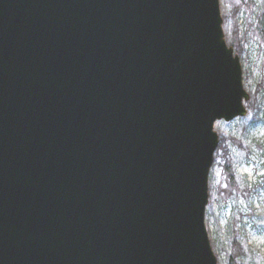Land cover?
I'll use <instances>...</instances> for the list:
<instances>
[{"label": "water", "instance_id": "95a60500", "mask_svg": "<svg viewBox=\"0 0 264 264\" xmlns=\"http://www.w3.org/2000/svg\"><path fill=\"white\" fill-rule=\"evenodd\" d=\"M220 0H0V264H218L215 121L245 116Z\"/></svg>", "mask_w": 264, "mask_h": 264}, {"label": "rangeland", "instance_id": "374dc122", "mask_svg": "<svg viewBox=\"0 0 264 264\" xmlns=\"http://www.w3.org/2000/svg\"><path fill=\"white\" fill-rule=\"evenodd\" d=\"M238 3L220 0V8L226 42L242 45L235 53L250 99L245 116L215 122L220 141L209 176L205 225L218 264H230L233 254L235 264H264V41L257 29L264 0H253L251 10L242 5L237 15ZM228 161L237 185L232 194L225 191L230 183L223 165Z\"/></svg>", "mask_w": 264, "mask_h": 264}, {"label": "trees", "instance_id": "16d2710c", "mask_svg": "<svg viewBox=\"0 0 264 264\" xmlns=\"http://www.w3.org/2000/svg\"><path fill=\"white\" fill-rule=\"evenodd\" d=\"M238 5H237V9L234 13H236L237 15L239 14V12L241 11V6L242 5H246L250 10L253 9L252 5H253V0H238ZM257 29L260 30V36L262 38V41H264V14H263V17H262V20H261V23L257 25ZM236 31V36H237V39L238 41L239 38H238V34L239 32L235 29ZM233 46V44H231ZM236 47L234 48L236 51H238L240 48L242 49V45H240L239 43L238 44H235ZM234 47V46H233ZM250 103V101H249ZM223 146V144L220 146V149L221 147ZM223 168L225 169L224 171L226 172V175L229 179V183H230V186L228 188H226L225 191H227L228 194H232L233 193V190L234 189H237L236 188V182H235V179H234V170L232 168V165L230 164V162H226L224 165H223ZM236 258V255L233 254L231 256V263L230 264H235V259Z\"/></svg>", "mask_w": 264, "mask_h": 264}]
</instances>
